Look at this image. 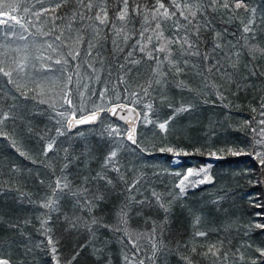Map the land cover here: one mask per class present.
Instances as JSON below:
<instances>
[{"label":"trees","instance_id":"obj_1","mask_svg":"<svg viewBox=\"0 0 264 264\" xmlns=\"http://www.w3.org/2000/svg\"><path fill=\"white\" fill-rule=\"evenodd\" d=\"M19 2L27 3L29 7L28 13L20 12V15L26 19L28 31L23 32L17 26V31L22 32L25 39L3 38L0 43L2 47L10 46L9 49H15L16 52L19 50L17 42H20L23 52H34V59L35 55L37 57L46 55V63L38 61L34 69L48 75L49 79L41 80L43 92L37 95L36 99H24L16 90V85L24 86L21 90L32 96L36 93L29 90L39 82L22 79L14 74L16 84H9L8 78L0 74V89L10 91L17 97L16 101L9 97L7 103H15L19 106L16 109L18 118L8 120L0 128V131L11 138L0 135V186H2L0 187V246L3 247V255L9 258L12 264H56L52 259L53 254L47 237L40 234L41 219L47 218L42 214L47 210L27 201H21L16 189L30 193L39 200L48 191L47 186L41 185L39 180L47 181L54 169L57 175L60 174L58 169L65 155L63 149L68 148L74 157H78L87 145L94 149L92 156L86 161L82 159L79 163L74 161L66 170L69 179L78 186L82 178L81 174L98 170L109 149L114 144H123L125 147L119 152V162L128 181L135 179L141 181L139 187L143 195L138 193L137 199L151 197L153 190L165 196L170 191L178 192V189H175L178 178L173 173H186L188 168L194 170L207 168V175L213 179L211 183L189 187L185 196L173 203L165 226L164 241L173 251L162 264H184L180 259L181 255H193L195 264H212L214 258L204 257L202 253L207 251L209 244L220 246L221 242L223 244L221 251L229 252L228 264H232V252L238 247L245 251V264H251L252 258L256 260V264H264L259 255L254 253L255 247H264V229L255 227L258 223L264 224V215H257L262 210L254 203L264 202V183H254L257 179L264 180L260 175L259 164L250 155L226 154L219 160L209 155L210 151L221 147L248 148L253 143L252 129L259 131L264 127L259 124V121L264 119L259 115L264 101V56L257 51L253 59V54L247 47L243 50L237 48L235 51H239V57H233V61L236 62L238 59L239 70L231 80L220 74H210L209 87L206 89L203 78L198 75L196 69L190 67L184 73L169 76L166 84H153L148 90L149 94L145 95L142 89L147 88L152 75V62L147 60V57L134 66L132 72L121 71L120 64L124 63L123 56L126 52L116 53L113 59L111 40L105 43L103 50L107 62L103 67L97 64L95 74L88 68L86 62L87 44L67 41L66 43L71 44L74 50L81 51V58L75 61L67 57L69 48L61 46L54 37L61 32L67 35L68 25L72 21L71 11L75 3L57 13L62 19H55L50 11H44L50 9V0H19ZM115 3L116 0H113V6ZM246 3L250 9L257 10L258 35L251 43L264 48V24L260 23L264 18V0H246ZM34 13H39V16ZM240 14L241 17L245 15L242 9ZM77 23L79 26L87 27L84 22H79L78 18ZM135 26L139 29L140 23H136ZM214 26L220 32L225 28L228 29L226 42L235 41L239 36L237 32L239 18L234 17L231 22L224 23L217 15ZM3 28L4 26H0L1 34ZM50 32L53 34L45 35ZM89 38H91V30H89ZM50 43L54 44L55 51L48 47ZM240 43L244 42L241 40ZM227 50L226 48L225 51ZM14 54L5 52V58L11 64L14 61L9 55L14 56ZM140 55L141 53H136L137 58ZM57 59H68L69 62L60 65L55 63ZM253 71L256 75H251ZM69 75L72 76L71 83L67 80ZM122 76L125 77V82L118 83V78ZM178 85L182 86L178 87ZM66 89L71 90L70 95L77 107H80L81 100H84L85 111H77L76 116L91 111V101L97 104L114 102L108 105L125 103L138 109L136 141L140 147L149 149L152 154L142 153L135 144L126 143L123 139L126 131L124 125L111 119L105 112H101L96 124L81 126L72 132L64 127L65 135L57 137L55 128L60 125L56 121L61 119L57 113L65 109L67 113H72V109L61 98ZM105 90L107 96L101 101L99 93ZM218 91L223 92L225 97L223 100L218 98ZM80 92L84 93L83 98ZM117 93L120 96L119 100H116ZM41 100L45 102L40 103ZM190 102L195 104L193 111L176 116L168 125L167 133L159 129L158 123L172 115L173 109L168 107L169 104L178 107ZM148 105H151V108ZM253 108L257 111L253 112ZM246 121L249 122V126H245ZM112 128L118 130V135L109 136L108 133ZM41 136H53L57 140L54 150L48 153V159L43 156V148L47 141L42 140ZM12 139L28 158L21 156L17 148L12 146ZM162 144L178 146L190 154L176 157L171 153H160L153 148V145ZM196 148H200L202 154L195 152ZM33 159L36 163H33ZM176 160L180 161L179 166L174 163ZM13 167L18 171L13 172ZM112 175L116 174L112 173ZM200 178L193 177V179ZM123 187L122 183L118 184L115 192L109 194L95 212V215L102 217L107 224L116 223V212L125 199L119 194ZM216 201L218 203H214ZM208 209H211V213L207 211ZM189 210H192V214ZM73 211L74 207L71 203L61 201L58 210L49 213L51 219L48 221V227L51 229L50 235L53 241L57 242L59 264H69L70 261L71 264H123L121 240L126 237L100 229L96 240L92 241L85 229L70 228L65 222V217L72 216ZM77 214L87 215V213ZM196 215L201 217L199 230L207 232L208 236L194 240L193 219ZM164 216L162 210L147 205L143 208L134 206L129 211L128 231L133 236H143L141 258L151 254L148 234L154 223L159 225L164 220ZM10 224H18L19 228L13 229L9 227ZM101 241L105 242L103 257L94 254L95 249L102 247ZM37 244L41 246L36 247ZM245 245H252L253 250H246L243 247ZM192 247H197L201 255L192 254L190 252ZM29 248L32 251H27ZM73 256H76L75 260L72 259Z\"/></svg>","mask_w":264,"mask_h":264},{"label":"snow or ice","instance_id":"obj_2","mask_svg":"<svg viewBox=\"0 0 264 264\" xmlns=\"http://www.w3.org/2000/svg\"><path fill=\"white\" fill-rule=\"evenodd\" d=\"M74 3L75 7L71 11L72 21L68 25L69 30L67 35L61 32L54 37L55 41H59L61 46L69 48L67 57L75 61H79L81 58V51L79 49L74 50L71 44L66 43L67 41L75 44H87L85 56L88 60L86 62L93 74L97 71V64L103 67L107 62L103 55V50L108 40H111L113 45V59H115L116 53L126 52V55L123 56L124 63L120 64L121 71H125L126 73L132 72L134 66L140 64L147 57V60L152 62V75L149 78L147 88L142 89L145 95L149 94L148 90L152 88L153 84H166L169 76L184 73L190 67L196 69L198 75L203 78L206 89L209 87L210 74H220L222 77H227L231 80L232 76L239 70L238 59L236 62L233 61V57H239V51H235L237 48L243 50L244 47H247L249 52L253 54V59H255L254 54L257 51L260 52L261 56H264V48H261L258 44L251 43L257 39L258 35L257 10L255 8L250 9L246 0H155L154 3L153 0H116L114 6L113 0H50V9H44V11H50L55 19H62L57 13ZM241 9L245 14L242 17L240 14ZM21 11L23 13L29 12L27 3H20L19 0H16V2L14 0H0V26H4L3 35L5 39L11 37H17L20 40L25 39L23 33L17 31V26L23 32L28 31L26 19L20 15ZM34 14L39 16V13ZM217 15L220 16L224 23L231 22L234 17L239 18V27L237 28L239 36L235 41L227 40L226 42L228 29L225 28L223 32H220L214 26V20ZM77 18L79 22H84L87 27L79 26ZM136 23H140L139 29L136 28ZM260 23L264 24V18L260 20ZM74 25L77 26L74 27ZM89 30H91V38H89ZM53 32L45 33V35H52ZM209 35H211V39H209ZM241 40L244 42L243 44L240 43ZM48 47L54 51L56 50L52 43L48 44ZM226 48L228 49L227 51H225ZM137 52L141 53L139 58L136 56ZM68 62V59H57L55 61L56 64L60 65H66ZM2 63L0 62V65ZM14 71L23 72V65L17 63L16 68L11 70H6L5 67L0 66V74L8 78L9 84H16L13 78ZM251 75H256V73L253 71ZM67 80L68 83H71L72 76L69 75ZM124 82L125 77L118 78V83ZM212 86L215 87V85ZM23 87L16 85V90L20 92V95L24 99H36L37 95L43 92L42 82L35 83L34 88L29 90L36 93V95L29 96L27 92L21 90ZM70 92V89H66L63 91L61 98L72 109V115L71 118L68 117L67 109L57 113L61 118L56 121L60 125V127L55 128L57 137L65 135V122L67 128L71 129L74 126L73 120H75L76 124L89 123L95 121L100 112L107 111L115 115L118 109L122 111L126 107L123 104L109 107L108 103H114L112 101L102 104L91 101V112L76 119L77 111H85L83 107L84 100L82 99L80 107H77ZM79 94L82 98L84 97L83 92ZM133 95H136V93H133ZM106 96L107 90L99 93L101 101H104ZM9 97L13 101L17 100V97L10 91L0 89V128L8 120L18 118L16 109L19 106L15 103L8 104ZM218 98L221 100L225 98L223 92L218 91ZM119 99L120 96L117 93L116 100ZM44 102L43 100L40 101V103ZM148 107L151 108V105H148ZM168 107L173 109L172 115L163 122L158 123L159 129L165 133L168 131V125L176 116L193 111L195 104L190 102L181 104L178 107L169 104ZM261 108L262 111H260L259 115L264 117V101H262ZM252 111L256 112L257 110L253 108ZM121 119H126V117L122 116ZM259 124L264 125V119H261ZM245 126H249V122L246 121ZM252 133L253 143L248 148L236 146L221 147L215 151H210L209 155L218 160L223 159L226 154L232 156L250 155L259 164L260 175L264 177V127H261L259 131L253 128ZM108 134L109 136L118 135V130L112 128ZM0 135L11 139L3 131H0ZM41 139L47 141L46 146L43 148V156L45 159H48V153L54 150L57 143L56 137L41 136ZM127 140L135 144L140 149V152L152 154L149 149L140 147L131 131L127 136ZM12 146L17 148L21 156L28 158L27 154L17 146L14 139H12ZM123 147H125L123 144H114L103 157V162L100 164L98 170L81 174L82 178L78 186L69 179L66 170L74 161L79 163L82 159L88 160L92 156L94 149L86 145L84 150L81 151L80 156L74 157L68 148H64L63 152L65 155L58 169L60 174L57 175L54 169L47 181L44 179L39 180V183L46 185L48 189L43 197L37 200L32 194L21 191L19 188L16 189L18 198L21 201H27L29 204L47 210L42 214V216L47 218L41 219L40 234L47 237L48 245L51 246L53 254L52 259L56 264H59L57 242L53 241L50 235L51 229L48 227V221L51 219L49 213L58 210L61 201L71 203L74 207L72 216L65 217V222L70 228L77 230L81 228L85 229L90 234L92 241L96 240L100 229H105L114 234H122L126 237V239L121 240L123 245V264H162L163 261L167 260V256L172 254L173 250L164 242L166 239L165 226L168 222L172 205L185 196L186 190L189 187L211 183L212 178L207 175L208 169L200 168L194 170L193 168H188L186 173L175 172L173 174L178 178V182L175 183V189H178V192L170 191L165 196L153 190L151 197L145 196L144 199H137L136 195L138 193L143 195L139 187L141 181L139 179L128 181L125 178L119 162V152ZM153 148L160 153H171L176 157L182 154H190L185 149L170 144L153 145ZM195 152L201 153V149L196 148ZM57 157L59 158L58 152ZM33 163H36L34 159ZM174 163L179 166L180 161L176 160ZM12 171L16 172L18 169L13 167ZM112 173L116 175L113 176ZM193 177L201 178L193 179ZM120 183L124 187L119 194L123 195L125 199L122 206L116 212V223L107 224L103 221L102 217H97L95 212L105 202L107 196L115 192L116 186ZM254 183L262 184L264 180L257 179ZM214 203H218V201ZM254 203L257 208L262 210L257 215H264V202ZM145 205L162 210L165 216L159 225L154 223L153 228L148 234L151 254L141 258L140 254L143 250L141 241L143 236H133L128 231L127 222L129 211L134 206L143 208ZM189 211L192 214V210ZM201 211L204 210L201 209ZM207 211L211 213V209ZM77 213H87V215H78ZM200 222L201 217L198 215L194 216V231L192 233L194 240L208 236L207 232L199 230ZM9 227L17 229L19 225L10 224ZM255 227L264 229V224L258 223ZM100 243L102 247L95 249L94 254L103 257L105 242L101 241ZM40 246V244L36 245V247ZM83 247L81 246V248ZM222 247V242L220 246L209 244L207 251L203 252L202 255L204 257H213L212 264H218V262L220 264H228L229 252H222ZM243 247L248 251L253 250L252 245H245ZM27 251L30 252L32 249L29 248ZM190 252L194 255H201L197 247H192ZM254 253H257L262 262H264V247H255ZM72 259L75 260L76 256H73ZM180 259L184 261V264H195L193 255H181ZM245 262V251L242 248H236L232 252V264H245ZM0 264H12L11 260L3 255L2 246H0ZM69 264H71V261ZM251 264H256L254 258L251 259Z\"/></svg>","mask_w":264,"mask_h":264},{"label":"rangeland","instance_id":"obj_3","mask_svg":"<svg viewBox=\"0 0 264 264\" xmlns=\"http://www.w3.org/2000/svg\"><path fill=\"white\" fill-rule=\"evenodd\" d=\"M0 40H4L5 37L3 34L0 33ZM4 38V39H3ZM12 38V37H11ZM14 38V37H13ZM10 39V38H9ZM18 48L19 50H17L15 52V49H9L7 47H2L1 43H0V62H3L2 65L5 67L6 70H11V69H15L16 68V64L19 63L21 65H23L24 67V71L23 72H19V71H14L13 75L16 74L18 75V77L22 78V79H29L30 81L33 82L34 81H38L39 83L42 82V79H46L49 76L40 72V70H35L34 66L37 64L38 61L42 62L43 64L46 63L45 59L47 58L46 55H39V57H37V55H35V59H34V52L33 51H27V52H23L21 50L22 45L20 44V42H17ZM12 47H15L14 44H11ZM26 47V46H25ZM30 49H33V47H28ZM12 52L15 53L14 56L9 55L10 59L12 61H15V63H10L6 60L5 58V52ZM19 60H21V62H19ZM33 78H31V77ZM53 76V75H51ZM49 79V78H48ZM47 82L44 84L45 88H46ZM68 117H70L72 115V113H67ZM124 136V134H123Z\"/></svg>","mask_w":264,"mask_h":264},{"label":"water","instance_id":"obj_4","mask_svg":"<svg viewBox=\"0 0 264 264\" xmlns=\"http://www.w3.org/2000/svg\"><path fill=\"white\" fill-rule=\"evenodd\" d=\"M116 104H123L126 107L122 111L118 109L115 115H113L111 112H107V111H106V114L111 119H113V120H115L117 122H120L123 125H125V127L127 128V131L125 132L123 138L130 145H134L130 140H127V136L129 134V132L131 131L133 133V135H134V138L136 137L135 136V130H136V125H137L138 118H139V112H138V110L135 107L130 106V105L125 104V103H115V104L109 105V107H114V106H116ZM89 113L90 112H88L86 114H89ZM86 114H83V115H86ZM100 114H101V112L99 113L97 119L95 121H93V122L84 123V124H76L75 120H73V125L74 126L71 129H68L67 128V124L65 123V128H66L67 131L71 132V131H74V129H76L78 127H81V126L94 125V124H96L98 122ZM83 115L76 116V119H79ZM122 116L126 117V119H121ZM69 118H71V117H69Z\"/></svg>","mask_w":264,"mask_h":264}]
</instances>
